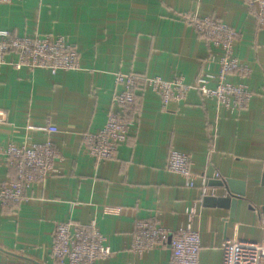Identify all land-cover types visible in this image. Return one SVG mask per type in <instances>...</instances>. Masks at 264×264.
<instances>
[{
  "label": "crops",
  "instance_id": "crops-1",
  "mask_svg": "<svg viewBox=\"0 0 264 264\" xmlns=\"http://www.w3.org/2000/svg\"><path fill=\"white\" fill-rule=\"evenodd\" d=\"M210 17L233 28L232 56L247 69L227 82L250 92L239 108L217 105L197 89L163 104L152 86L137 90V109L125 143L100 161L83 144L84 133L100 130L115 109L117 73H134L164 81L194 83L204 73L212 49L187 16ZM15 35L54 34L76 51L73 70L17 69V54L0 63V144H41L47 125L57 153L54 172L42 184L24 190L18 204L0 202V264L32 261L54 264L50 248L58 222L94 221L111 250L94 264H168L163 245L131 249L138 221L169 230L187 222L199 232L198 264H220L225 238L260 241L264 218V28L257 26L246 0H13L0 3V39ZM215 85L211 78L207 84ZM170 150L187 153L193 185L167 169ZM14 173L0 154V184ZM244 182V196L234 212L208 205L202 188L223 187L210 180ZM209 195V194H206Z\"/></svg>",
  "mask_w": 264,
  "mask_h": 264
},
{
  "label": "built area",
  "instance_id": "built-area-1",
  "mask_svg": "<svg viewBox=\"0 0 264 264\" xmlns=\"http://www.w3.org/2000/svg\"><path fill=\"white\" fill-rule=\"evenodd\" d=\"M13 0H0L9 4ZM250 11L254 15L258 27L264 28V0H246ZM197 31L208 41L209 46L221 49V55L210 53L206 59V67L212 64L217 67L215 75L204 73L192 84H186L181 79L164 81L158 77L144 78L134 73H117L116 85L123 89L114 93L112 104L115 109L108 112L103 127L94 133H84L83 144L87 153L96 161L115 155L119 145L125 143L132 119L124 116L132 113L134 94L141 86L150 85L165 104L173 99L183 98L186 91L194 88L208 99H214L217 105L225 107H242L250 92L242 84L227 82V76L233 72L247 75L246 67L240 65L232 56V44L237 37L236 31L210 17L187 16ZM7 52H14L18 60L13 64L17 69H47L52 73L59 70L68 71L78 67L76 51L65 41L64 37L54 34L43 35H8L0 39V63ZM211 78L215 79L213 87L208 86ZM139 81H142L140 83ZM144 82V83H143ZM139 91V90H138ZM6 120V111L0 109V124ZM56 131L54 125H47L44 129L45 140L41 144L15 145L0 144V154L5 155L7 164L14 169V177L7 176L0 184V202L16 203L26 199L24 190L30 185L42 184L53 174L54 160L57 153L53 149L51 134ZM190 157L187 153L170 150L166 166L170 171L180 173L186 177L188 185H193V178L189 169ZM202 196H215L214 188H202ZM222 194L226 191L223 189ZM187 222L181 223L174 231L160 227L148 221L136 223L131 249L136 254L153 246H161L168 240L170 256L168 264H198L201 248L199 232L191 226L194 207L187 211ZM264 232V225L261 226ZM220 264H264V239L260 241L225 238L221 245ZM54 264H94L96 260L106 258L111 250L105 245V238L100 233L94 221L81 225L71 220L58 222L53 234L50 248ZM26 264H41L32 261Z\"/></svg>",
  "mask_w": 264,
  "mask_h": 264
},
{
  "label": "water",
  "instance_id": "water-1",
  "mask_svg": "<svg viewBox=\"0 0 264 264\" xmlns=\"http://www.w3.org/2000/svg\"><path fill=\"white\" fill-rule=\"evenodd\" d=\"M262 182L264 183V175ZM210 186H221L225 189L226 194L222 196L205 195L204 201L208 205H217L221 207H227L230 209V215L234 212L236 201L244 196V182L236 181L234 179H219L210 180L208 183ZM261 213L264 218V206L261 207Z\"/></svg>",
  "mask_w": 264,
  "mask_h": 264
},
{
  "label": "trees",
  "instance_id": "trees-1",
  "mask_svg": "<svg viewBox=\"0 0 264 264\" xmlns=\"http://www.w3.org/2000/svg\"><path fill=\"white\" fill-rule=\"evenodd\" d=\"M8 35H15L14 33H7ZM140 83H142V81H139ZM144 83V82H143ZM145 87V86H144ZM143 86L139 87L138 90H143L144 88ZM137 100H138V95L137 94H134V102L132 104V113H129V114H126L124 116V119L126 120H129V119H132V115H133V112L136 111L138 105H137ZM99 131V130H98ZM12 168V167H11ZM11 177H14V173H11L10 174Z\"/></svg>",
  "mask_w": 264,
  "mask_h": 264
}]
</instances>
